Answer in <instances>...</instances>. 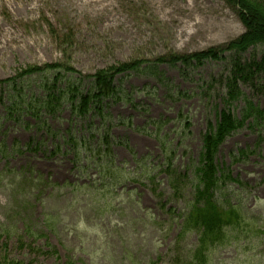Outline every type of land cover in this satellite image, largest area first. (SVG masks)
<instances>
[{
  "label": "rangeland",
  "instance_id": "obj_1",
  "mask_svg": "<svg viewBox=\"0 0 264 264\" xmlns=\"http://www.w3.org/2000/svg\"><path fill=\"white\" fill-rule=\"evenodd\" d=\"M245 33L230 0H0L1 85L22 77L18 93L53 89L52 109L35 125L29 113L7 114L0 86V262L190 264L199 234L182 229L193 190L182 175L191 174L208 123L222 110L241 118L249 100L263 117L227 136L214 158L234 178L219 200L237 213H224L226 235L205 255L207 264H264V63L240 80L237 100L224 98L233 61L262 62L264 43L200 65L180 62ZM135 64L143 69L118 76L114 96L92 99L88 112L61 101L81 94L78 88L86 94L96 73ZM104 132L112 135L110 159L124 171L115 186L98 184L94 165L79 169L85 159L99 160L102 152L89 148ZM67 133L94 138L74 149L64 145ZM171 172L181 173L184 197L173 196ZM92 181L106 204L94 185L81 187Z\"/></svg>",
  "mask_w": 264,
  "mask_h": 264
},
{
  "label": "trees",
  "instance_id": "obj_2",
  "mask_svg": "<svg viewBox=\"0 0 264 264\" xmlns=\"http://www.w3.org/2000/svg\"><path fill=\"white\" fill-rule=\"evenodd\" d=\"M234 6L239 7L240 19L246 28V33L240 38L239 42L231 43L224 49H214L206 54H196L194 56H189L183 58L180 62L184 64L200 65L205 60L209 59H222V53L226 50L233 52L234 54H241L247 50L251 45L258 43H264V2L262 0H230ZM178 63V61H174ZM264 60L260 63L252 62L246 63L248 71H244L245 67L237 60L233 61V69L231 74L226 78L224 85L225 88V101L228 104L239 98L240 95V80H248L252 74L253 66L257 69L262 68ZM123 66V67H121ZM118 71L114 72H98L93 77V82L91 83L90 90L84 94L82 91L77 89L81 94H72L74 98L66 97L65 95L61 97L62 100L70 102L76 111H80L82 114L88 111V106L91 99H98L99 101L104 100L110 96H114L117 88L114 87V81L119 75H127L128 73L138 71L143 69V65H134L128 67V65H121ZM149 67V66H148ZM148 67L144 68L147 69ZM240 75V76H239ZM25 76V75H24ZM19 78H13L11 81L7 82L5 85L8 93V98L12 100L10 107L14 109L17 108V113H22V109L31 111V106L34 110L39 109V104L42 108H48L50 106V99H52L53 89L48 85L45 86L43 91V98L38 101L34 99L36 103L34 104L33 98H26V95L17 94V91L13 89L16 84H18ZM2 83H0L1 85ZM20 95L21 97H19ZM79 95V96H78ZM77 96L79 101H76ZM246 106L243 110V116L238 118L230 110H222L219 114L216 124L209 122L206 132L202 135V152L200 153L197 160L191 161L190 166L193 168V179L196 181L195 193L193 198L187 201V212L183 216L182 229L185 232H190L197 230L200 232L199 245L192 251L193 254L190 260V264H207L208 256L205 255L207 249L211 246L216 245V243H221L219 238L225 236L226 231L224 227L230 224L223 217L226 211L221 210L218 205L216 192L222 185L227 181L232 180L230 173H222V171L215 164L214 158L216 156L219 146L224 142L225 138L235 131L241 129L249 118H253V121H258L263 117V110L255 106L251 101L246 100ZM168 121V120H167ZM154 124H157L154 122ZM187 127L189 122H186ZM105 140H108L105 134ZM171 150L168 149L167 154ZM171 160V157L169 158ZM172 188H176L172 184ZM233 214L237 212L235 208H230ZM1 264H21L18 261L2 260Z\"/></svg>",
  "mask_w": 264,
  "mask_h": 264
}]
</instances>
